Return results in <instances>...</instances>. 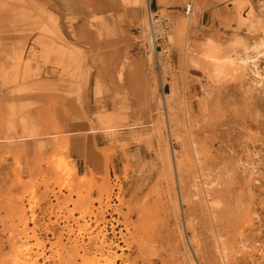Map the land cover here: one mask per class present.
<instances>
[{"label":"rangeland","instance_id":"374dc122","mask_svg":"<svg viewBox=\"0 0 264 264\" xmlns=\"http://www.w3.org/2000/svg\"><path fill=\"white\" fill-rule=\"evenodd\" d=\"M230 1L236 29L204 40L191 5L0 0V264L17 239L33 262L95 264L100 232L116 264H264V0ZM149 7L167 19L160 65ZM64 120L97 139L100 166L58 149Z\"/></svg>","mask_w":264,"mask_h":264},{"label":"crops","instance_id":"0c3cea01","mask_svg":"<svg viewBox=\"0 0 264 264\" xmlns=\"http://www.w3.org/2000/svg\"><path fill=\"white\" fill-rule=\"evenodd\" d=\"M158 11H165L170 17L182 14L186 5H191L196 14L194 35L197 39H210V36L236 29L239 12L237 2L230 0H154ZM190 56L183 49L174 50L175 64L180 72L186 68ZM81 123V122H80ZM83 123V122H82ZM58 149L74 164L78 172L88 171L101 165L98 155L100 146L90 134L86 125L64 120ZM85 126V127H84ZM99 168V167H98Z\"/></svg>","mask_w":264,"mask_h":264},{"label":"bare ground","instance_id":"6f19581e","mask_svg":"<svg viewBox=\"0 0 264 264\" xmlns=\"http://www.w3.org/2000/svg\"><path fill=\"white\" fill-rule=\"evenodd\" d=\"M184 10H185L184 12L186 14H189V13L191 14L192 7H187ZM187 10H188V12H187ZM147 16H148V14H147ZM55 20H56L55 15H52L50 17V21L51 22L52 21L55 22ZM147 24H148V22H147ZM166 24H167V22H166ZM149 41H150V39H149ZM167 44H169V50L171 51V44L169 43V34L167 35ZM152 48H153V41H152V43H149L148 49L146 51V54L151 55L152 54ZM204 58H207L210 63L212 62V63H214L215 65H218V66H225V65L226 66H232L234 64V59H229V58H226V59H216V58L208 57V56H206ZM253 61H250V62L242 61V62L243 63H246V64L247 63H252V66H255V65H253ZM254 68L256 69V67H254ZM31 222L33 223V220ZM31 222H30V224L32 225ZM30 224H28V225L30 226ZM66 228H67V226H66ZM88 231H89L88 228H82V229L79 230L78 236H81V238H82L83 235H86L87 233H89ZM91 232L92 231H90V233ZM22 234H24L25 236H27V232H23ZM22 234H21V236H24ZM76 234L77 233H75V235ZM69 237H71V236H69ZM97 239H98L97 243L96 242H94V243H96L98 245V247H96V249L98 250V252L100 251V253H102V254L95 261V264H116L117 261L120 259V257L117 256L116 253L114 252L115 249H116V247H118V245L117 244L114 245V243H109L107 245L106 236L105 235H102L101 232H100V235L97 236ZM94 240H96V238ZM18 241H20V239H17L14 243H12V246L14 247V250L12 251V257L9 260V263L10 264H45V263H47L49 261V260H46L45 259V261L43 262L42 259H41L42 258V255L41 254H42L43 248H42L41 253H39V255H41V256L38 257V258H36V260H34V262L31 261L30 260V257H31V254L34 253V249H35V245L36 244L34 246H31V247H25L24 245L20 244ZM70 241H71V239H70ZM106 245L108 246V249H107ZM39 250H41V249H39Z\"/></svg>","mask_w":264,"mask_h":264},{"label":"built area","instance_id":"2783aa9c","mask_svg":"<svg viewBox=\"0 0 264 264\" xmlns=\"http://www.w3.org/2000/svg\"><path fill=\"white\" fill-rule=\"evenodd\" d=\"M147 14L150 43L153 41L152 54L157 59V64L160 65V59L167 61L170 58L169 44H167V20L158 16L157 11L151 10L150 7Z\"/></svg>","mask_w":264,"mask_h":264}]
</instances>
